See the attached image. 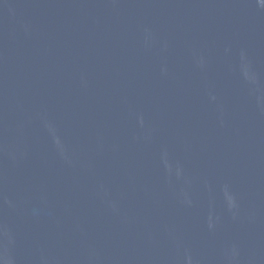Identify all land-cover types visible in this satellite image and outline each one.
Listing matches in <instances>:
<instances>
[{"label": "water", "instance_id": "obj_1", "mask_svg": "<svg viewBox=\"0 0 264 264\" xmlns=\"http://www.w3.org/2000/svg\"><path fill=\"white\" fill-rule=\"evenodd\" d=\"M0 264H264V0H0Z\"/></svg>", "mask_w": 264, "mask_h": 264}]
</instances>
